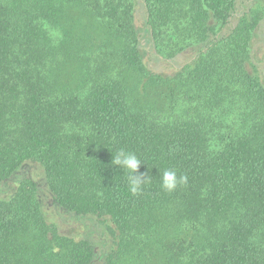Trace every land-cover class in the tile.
I'll return each instance as SVG.
<instances>
[{
  "label": "trees",
  "instance_id": "1",
  "mask_svg": "<svg viewBox=\"0 0 264 264\" xmlns=\"http://www.w3.org/2000/svg\"><path fill=\"white\" fill-rule=\"evenodd\" d=\"M261 22L250 0H0V264H264Z\"/></svg>",
  "mask_w": 264,
  "mask_h": 264
},
{
  "label": "clouds",
  "instance_id": "2",
  "mask_svg": "<svg viewBox=\"0 0 264 264\" xmlns=\"http://www.w3.org/2000/svg\"><path fill=\"white\" fill-rule=\"evenodd\" d=\"M142 161L133 152L120 149L117 151L113 164L122 170L128 172V182L130 191L135 195L142 191V186L147 182L146 173L138 171ZM188 178L186 175H177L173 169L165 170L161 177L160 183L163 190L167 192L174 191L178 186L187 184Z\"/></svg>",
  "mask_w": 264,
  "mask_h": 264
},
{
  "label": "rangeland",
  "instance_id": "3",
  "mask_svg": "<svg viewBox=\"0 0 264 264\" xmlns=\"http://www.w3.org/2000/svg\"><path fill=\"white\" fill-rule=\"evenodd\" d=\"M252 4H260V5H264V0H250ZM135 24L137 25L138 28L141 27L142 24V16L140 13L135 12ZM264 36V22H261L259 24V27L257 28V34H255L254 38H258L256 39L254 42L255 44V50L258 52L257 54L259 55L260 53V43L259 40L261 38H263ZM33 168H35V170H38V168L36 166H32ZM47 203V202H46ZM47 206V204H45ZM60 226H61V230L64 233H68V234H78L81 232L80 228H78V225L70 222L68 220H65L64 222H59Z\"/></svg>",
  "mask_w": 264,
  "mask_h": 264
}]
</instances>
